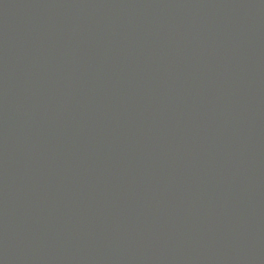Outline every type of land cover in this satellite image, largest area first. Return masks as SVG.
<instances>
[{"label":"water","instance_id":"1","mask_svg":"<svg viewBox=\"0 0 264 264\" xmlns=\"http://www.w3.org/2000/svg\"><path fill=\"white\" fill-rule=\"evenodd\" d=\"M0 264H264V0H0Z\"/></svg>","mask_w":264,"mask_h":264}]
</instances>
